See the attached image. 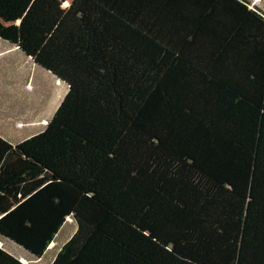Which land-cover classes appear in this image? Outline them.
<instances>
[{
  "label": "trees",
  "instance_id": "trees-1",
  "mask_svg": "<svg viewBox=\"0 0 264 264\" xmlns=\"http://www.w3.org/2000/svg\"><path fill=\"white\" fill-rule=\"evenodd\" d=\"M51 32L67 91L42 131L0 136V236L40 259L71 218L50 264H264V17L73 0Z\"/></svg>",
  "mask_w": 264,
  "mask_h": 264
},
{
  "label": "rangeland",
  "instance_id": "rangeland-1",
  "mask_svg": "<svg viewBox=\"0 0 264 264\" xmlns=\"http://www.w3.org/2000/svg\"><path fill=\"white\" fill-rule=\"evenodd\" d=\"M21 9L22 5L18 0H0V136L12 143L42 131L57 110L68 87L54 73V60L51 64L47 59L51 55V49L40 42L53 39L54 32L49 28L50 14L46 12L42 21L41 14L34 12L37 6L32 7L28 14L27 7ZM34 17L38 19L40 28L30 26L25 21L26 18L32 21ZM44 25L46 26L43 28ZM78 73L70 78L74 85L83 81L84 73ZM74 230L73 220L67 218L55 236L54 244L37 260H27L26 252L13 242L7 239L2 242L11 254L24 256L29 264H49Z\"/></svg>",
  "mask_w": 264,
  "mask_h": 264
},
{
  "label": "crops",
  "instance_id": "crops-1",
  "mask_svg": "<svg viewBox=\"0 0 264 264\" xmlns=\"http://www.w3.org/2000/svg\"><path fill=\"white\" fill-rule=\"evenodd\" d=\"M73 0H31L28 10L27 12H29L32 7L37 9L34 10L37 13H40L42 10H44L45 14L46 12H48V14H50V27L49 28H54L56 23L59 21V19L63 16V14L65 13V11L68 9V7L70 6L71 2ZM248 4V7L251 8L252 10L256 11L257 13H259L262 17H264V0H245ZM26 12V13H27ZM46 19V18H45ZM47 20V19H46ZM55 24V25H54ZM3 138V137H2ZM4 139V138H3ZM6 141L10 142L9 140L5 139ZM24 140V139H23ZM22 140H17L18 143ZM12 143V142H10ZM12 143V144H15ZM70 237V236H69ZM69 239V238H68ZM67 239V240H68ZM2 240H4V238H2L0 236V247L5 250L7 253H9L10 255L14 256L15 258H17L19 261H21L23 264H29L26 259L27 258H34L33 256H31L30 254H27V257L24 258V256H15L13 254H11L3 245ZM66 240V241H67ZM54 244V240L53 242L48 246L51 247ZM61 247V246H60ZM59 250V249H58ZM57 250V251H58ZM57 253V252H56ZM44 256V255H43ZM42 256V257H43ZM55 256V255H54ZM37 260V258H35ZM41 259V258H40ZM53 259V258H52ZM28 260V259H27ZM52 261V260H51ZM50 264V263H49Z\"/></svg>",
  "mask_w": 264,
  "mask_h": 264
}]
</instances>
